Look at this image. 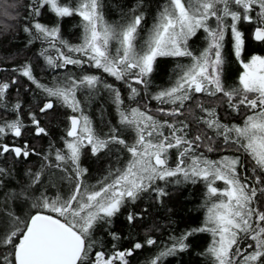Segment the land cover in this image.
<instances>
[{
  "label": "snow or ice",
  "instance_id": "snow-or-ice-1",
  "mask_svg": "<svg viewBox=\"0 0 264 264\" xmlns=\"http://www.w3.org/2000/svg\"><path fill=\"white\" fill-rule=\"evenodd\" d=\"M0 264H264V0H0Z\"/></svg>",
  "mask_w": 264,
  "mask_h": 264
},
{
  "label": "trees",
  "instance_id": "trees-1",
  "mask_svg": "<svg viewBox=\"0 0 264 264\" xmlns=\"http://www.w3.org/2000/svg\"><path fill=\"white\" fill-rule=\"evenodd\" d=\"M181 227H183V225H181Z\"/></svg>",
  "mask_w": 264,
  "mask_h": 264
}]
</instances>
